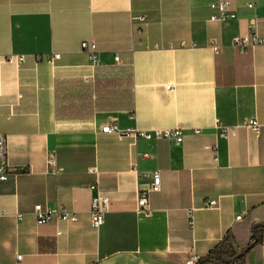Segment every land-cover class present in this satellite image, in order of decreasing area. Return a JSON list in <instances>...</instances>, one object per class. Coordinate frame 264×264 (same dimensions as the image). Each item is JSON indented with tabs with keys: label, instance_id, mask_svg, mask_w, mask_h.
I'll return each mask as SVG.
<instances>
[{
	"label": "crops",
	"instance_id": "0c3cea01",
	"mask_svg": "<svg viewBox=\"0 0 264 264\" xmlns=\"http://www.w3.org/2000/svg\"><path fill=\"white\" fill-rule=\"evenodd\" d=\"M215 1L0 0V54L25 56L0 65V264H186L228 231L238 250L252 243L264 223V45L240 52L234 40L251 27L264 37V0H234L223 21L211 19ZM217 120L234 131L222 136ZM110 122L184 139L104 132ZM155 171L147 213L138 195ZM96 196L108 198L98 228ZM37 203L77 219L38 224ZM246 261L264 264V241Z\"/></svg>",
	"mask_w": 264,
	"mask_h": 264
},
{
	"label": "built area",
	"instance_id": "2783aa9c",
	"mask_svg": "<svg viewBox=\"0 0 264 264\" xmlns=\"http://www.w3.org/2000/svg\"><path fill=\"white\" fill-rule=\"evenodd\" d=\"M211 7L216 12L211 16L212 20L223 21L230 18L236 17V9L234 7V0H217L211 4ZM234 45L240 52H245L250 47L257 45H264V37L259 35L254 27H251L249 32L241 37L234 40ZM211 47L214 52L218 53L221 50V45L211 40ZM82 49L86 51L91 59L93 65H99L100 60L97 55V47L94 41H83ZM54 58L59 57V54H54ZM48 58V57H47ZM42 59V58H41ZM25 60L24 54L8 53L0 54V65L3 63H15L20 64ZM115 60L120 62L119 55L115 56ZM171 86L169 85L168 88ZM218 128L221 131V135L227 137L230 132L234 131V128L223 126L219 120L216 121ZM248 125L251 126L257 133L260 130L261 125L255 121L250 120ZM104 132H117L123 135H134L136 137H143L146 139H168L174 140L180 143L184 139V133L181 128H157L153 130H139L137 128L121 129L116 123L110 122L102 127ZM196 133H200L201 130H194ZM205 148L216 150V145H206ZM48 164L54 167L55 171H61L62 168L57 166V161L54 155L48 157ZM134 171L138 172L137 168H133ZM10 173V166L8 164V148L7 141L3 135H0V180H6ZM142 176H148V173L140 174ZM151 175V176H150ZM151 181L147 188L140 189L138 195V206L139 210L149 213V200L148 192L152 190H158L161 184V177L157 171L151 173ZM108 198L106 196H96L92 200V224L94 227H100L104 222V213L107 209ZM217 204L216 199L205 200L203 206L214 207ZM33 214L38 224H49L59 220L75 221L77 215L64 208H53L43 206L41 203H37L33 207ZM18 218L22 217V214L17 215ZM188 217L190 226H193L194 221V209L188 210ZM240 218V216L238 217ZM21 257V256H18ZM200 256L192 253L186 260V264H198Z\"/></svg>",
	"mask_w": 264,
	"mask_h": 264
},
{
	"label": "trees",
	"instance_id": "16d2710c",
	"mask_svg": "<svg viewBox=\"0 0 264 264\" xmlns=\"http://www.w3.org/2000/svg\"><path fill=\"white\" fill-rule=\"evenodd\" d=\"M58 113L61 115L59 107ZM252 237L253 241L251 244L243 250H238L235 246L233 235L228 231L207 255L200 257L198 264H247L246 255L248 251L254 244L264 241V223H258L254 226Z\"/></svg>",
	"mask_w": 264,
	"mask_h": 264
},
{
	"label": "water",
	"instance_id": "95a60500",
	"mask_svg": "<svg viewBox=\"0 0 264 264\" xmlns=\"http://www.w3.org/2000/svg\"><path fill=\"white\" fill-rule=\"evenodd\" d=\"M253 245V244H252ZM236 259V258H235Z\"/></svg>",
	"mask_w": 264,
	"mask_h": 264
}]
</instances>
